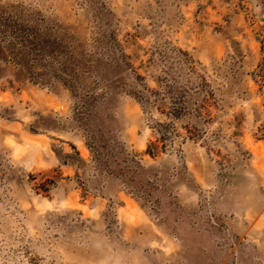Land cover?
I'll use <instances>...</instances> for the list:
<instances>
[{
  "label": "rangeland",
  "instance_id": "374dc122",
  "mask_svg": "<svg viewBox=\"0 0 264 264\" xmlns=\"http://www.w3.org/2000/svg\"><path fill=\"white\" fill-rule=\"evenodd\" d=\"M0 264H264V0H0Z\"/></svg>",
  "mask_w": 264,
  "mask_h": 264
},
{
  "label": "trees",
  "instance_id": "16d2710c",
  "mask_svg": "<svg viewBox=\"0 0 264 264\" xmlns=\"http://www.w3.org/2000/svg\"><path fill=\"white\" fill-rule=\"evenodd\" d=\"M185 93L180 94V96L178 97L177 101H174L171 105V115H173V117L175 118H179L183 113H190L192 111H195L196 108H191L188 104H185ZM161 135L160 137L156 140V141H160L161 142V146L158 147L157 144L155 143H148L147 144V149L146 152L150 155V156H155V149L160 148V151L162 149H165L166 147V143L168 142L167 137H165V135L163 134V132L161 131ZM169 143V142H168Z\"/></svg>",
  "mask_w": 264,
  "mask_h": 264
},
{
  "label": "crops",
  "instance_id": "0c3cea01",
  "mask_svg": "<svg viewBox=\"0 0 264 264\" xmlns=\"http://www.w3.org/2000/svg\"><path fill=\"white\" fill-rule=\"evenodd\" d=\"M73 139V138H72ZM74 142L75 145H76V149L82 154V150H81V147L85 148V144H84V141L81 140L80 138L76 137L74 138ZM68 142V141H67ZM86 149V148H85ZM113 184L115 185V191H114V198H121L122 196V192L121 190L119 189L120 187L118 185H116L111 179L109 180H106L104 183L101 182L100 183V190H104V189H107L108 187H110V185L113 186ZM123 207H125V204L122 205Z\"/></svg>",
  "mask_w": 264,
  "mask_h": 264
}]
</instances>
